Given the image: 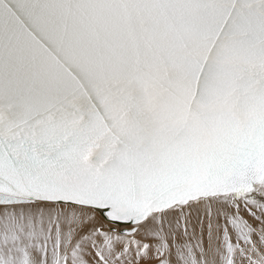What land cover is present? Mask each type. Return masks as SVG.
<instances>
[{
  "label": "snow or ice",
  "instance_id": "6c2138e0",
  "mask_svg": "<svg viewBox=\"0 0 264 264\" xmlns=\"http://www.w3.org/2000/svg\"><path fill=\"white\" fill-rule=\"evenodd\" d=\"M0 264H264V0H0Z\"/></svg>",
  "mask_w": 264,
  "mask_h": 264
}]
</instances>
